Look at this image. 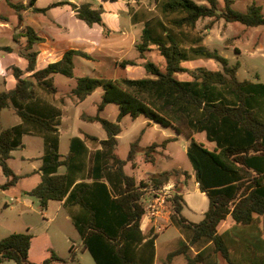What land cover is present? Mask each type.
I'll list each match as a JSON object with an SVG mask.
<instances>
[{"label":"trees","instance_id":"16d2710c","mask_svg":"<svg viewBox=\"0 0 264 264\" xmlns=\"http://www.w3.org/2000/svg\"><path fill=\"white\" fill-rule=\"evenodd\" d=\"M36 1L29 0L27 5L8 4L15 9L21 23L23 9L31 8L34 13L47 11L36 8ZM150 1L155 4L157 16L145 22L136 50L139 58L145 59L146 52L155 48L165 60V70L148 60L144 68L152 78H78L69 93L76 102H83L102 89L96 115L83 113L81 118L99 123L107 139L99 140L82 132L83 139H71L65 157L59 152L61 106L52 104L44 95H56L54 75L74 77V58L91 59L90 55L70 49L60 60L37 69L38 52L34 47L44 39L29 26L18 28L13 34L16 49L0 47L2 51L17 53L28 63L24 70L10 67L15 87L0 91V114L10 108L22 120L18 125L0 130V170L7 178L0 188L7 190L18 182L20 177L8 165L11 153L23 146L25 135H38L35 129L39 127L45 133L42 135V164L38 170L41 181L27 194L39 200L42 210L47 208L49 201H64L68 205H78L86 212L87 218L72 217V221L83 248L96 264H154L156 235L152 230L143 234L140 229L146 212L141 197L147 191H154L156 195L171 179L175 189L167 200L171 204L174 223L186 235V240L168 254V262L183 255L188 264H264V83L258 76L255 77L257 81L239 80V62L230 65L227 58L204 44L205 32L213 28V21L198 29V23L206 18L238 22L250 28L264 27L262 8L252 2L244 12H238L232 8L233 0H222L221 11L218 0H203V4L195 0ZM60 5L70 6L76 18L90 27L96 24L104 27L102 6L96 7L89 1L80 4L61 2L53 6ZM199 59L215 60L222 69L183 66L185 62ZM118 65L126 68L135 66L136 62L124 60ZM179 73H187L191 79L180 80L175 76ZM59 102L62 104L63 99ZM109 104L118 107L116 121L100 115ZM127 115L133 120L144 116L148 124L170 128L188 140L187 156L195 180L209 202L200 222L194 223L183 216L186 202L182 185L190 179L187 171L163 172L140 182L125 173L126 163L132 162L135 166L140 151V138H137L125 160L115 152L117 136L122 131L120 122ZM197 133H205L207 141L215 143V148L209 150L198 142L194 138ZM173 140L147 146L143 149L145 161L154 164L159 149L166 148ZM85 141L101 146L90 160L89 168ZM60 167H65V173H59ZM85 169L87 173L77 183L78 173ZM102 180L110 182L111 191ZM228 217L233 224L219 232V225ZM115 218L117 225L110 224ZM31 240L28 233H12L2 238L0 263L72 264L75 260L71 247L68 260L50 250L44 261L34 263L29 260Z\"/></svg>","mask_w":264,"mask_h":264},{"label":"rangeland","instance_id":"374dc122","mask_svg":"<svg viewBox=\"0 0 264 264\" xmlns=\"http://www.w3.org/2000/svg\"><path fill=\"white\" fill-rule=\"evenodd\" d=\"M10 1L12 3H24V0H0V15L4 19H7V24H3L0 27L2 34L7 36L13 34L14 31L18 29V16L15 9L10 7L7 3ZM199 4H202L203 0H195ZM219 1V10H223V1ZM235 3L232 8L238 12H244L240 10H245V4L247 0H233ZM255 2L262 8L264 14V4L258 3L256 0L250 1ZM99 4L98 0L94 1V4ZM205 3V2H204ZM97 4V5H98ZM115 6V5H114ZM117 8V6L115 7ZM244 8V9H242ZM60 10V9H57ZM61 21H56L54 19L53 13L49 15H38L29 14L26 16L25 25L33 26V23L38 24L43 32L47 33L50 37L55 38V33L59 32L61 36H58L56 40L66 46H71L75 48H84L85 46L77 40V37L83 35L89 39L95 41L96 45L101 44L106 39L105 31L99 27L87 26L84 22L76 19L73 14L65 12L61 14ZM3 21V20H1ZM213 29L210 34H206V46L214 51L217 50L220 55L228 59L230 65L237 62L240 64V68L237 72V77L239 80H251L257 81L256 76L259 77V81L264 83V27L250 28L246 27L241 23L233 22L226 23L223 20H213V19H203L198 23L199 29H202L206 24L211 23ZM4 22V21H3ZM49 22L54 23L55 29H49ZM36 25V26H38ZM5 27V28H2ZM39 29V27H38ZM232 39V40H231ZM5 40L9 38H0V44L6 45ZM236 49L238 51H236ZM129 53V54H128ZM126 53V55H113L108 53L106 55L108 58L104 59L101 63L102 65L88 61L82 57L74 58L75 72L74 77L68 78L61 74L54 75L55 86L59 90V96H64L66 92H69L72 88L76 86L77 79L82 76H102L105 78L114 77H128L134 79H142L148 77L146 70L144 68V61L139 60L138 64L133 67L122 68L115 67L112 64V57L133 59L138 53L132 48L131 52ZM147 60L157 64L162 71L165 70V60L157 52L151 51L147 54ZM27 65V61L22 57L18 56L16 53L11 54H0V90H8L15 86V79L11 71L7 70L9 66H18L24 69ZM46 63H41V68L45 67ZM189 69H195L198 67H207L209 69H222L220 63L212 59L197 60L194 63L187 64ZM95 74V75H94ZM178 78L181 80H188L190 77L187 74H179ZM102 89L96 90L91 96H89L84 102L75 104L71 99H66V103L63 106L62 111V123L59 127L60 131V153L65 155L70 146L71 138L78 133L79 129L86 131L89 134L95 136H106L105 131L99 123L86 122L80 118V114L85 112L89 115H95L97 113V103L101 99ZM48 96V95H47ZM64 100L65 97H62ZM58 102V100H57ZM100 115L110 121H116L118 115V107L115 104H109L100 113ZM146 118L144 116H139L137 119L133 120L129 115L124 116L120 122L123 129L118 147V155L123 158L127 155L129 145L133 142L142 132L141 146L147 147L148 145L157 142L160 143L167 139L170 134L173 136V132L170 129L162 128L158 125L150 127L147 125ZM21 123L19 116L13 113V110L8 108L4 109L0 116V128H10ZM203 138L204 135H200L199 139ZM25 148H19L15 154V157L20 158L23 154H28L29 156H37L41 150L42 140L35 136H26L24 138ZM24 145V144H23ZM167 154L170 158H164L163 156H158L155 165L143 164L134 171L137 175L145 178L146 176H152L165 171L173 170H185L192 173V165L187 156V145L185 137L179 136L176 141L170 142L167 149ZM64 171V167L61 168L60 172ZM128 171H131L128 168ZM33 202L34 206L31 211H28L24 220L26 223L31 221H38L42 219L41 206L39 200L34 197H29ZM185 201L189 207L185 208L183 211V216L193 222H199L201 220V213L208 208V198L202 194L199 190H195V185L193 180H188L187 186L185 187L184 194ZM4 201L9 202V207L1 208L2 215H0V240L4 238V234H11V230H17L18 226L25 224L19 218L18 208L12 207V203L9 201V196L0 195V203ZM66 211H57L56 202L51 204V208L48 212L47 218H56V223L52 224L50 228V234L53 236V242H57L59 247L66 246L65 241L62 239V235L71 236L75 247L79 245L80 239L78 238L77 231L75 230L71 222L65 221ZM146 219V218H145ZM229 221V220H228ZM170 230L169 232L173 233ZM175 236L177 232H174ZM4 236V237H2ZM42 240L39 238L35 242L34 254H40V245ZM42 252V251H41ZM77 258L81 259L83 264H96L88 251H78ZM77 259V260H78ZM5 264H16L10 261Z\"/></svg>","mask_w":264,"mask_h":264},{"label":"crops","instance_id":"0c3cea01","mask_svg":"<svg viewBox=\"0 0 264 264\" xmlns=\"http://www.w3.org/2000/svg\"><path fill=\"white\" fill-rule=\"evenodd\" d=\"M28 1L29 0H24V3H13V4L27 5ZM87 1L94 4L95 0H37L35 7L40 8V9H47L46 12L34 13L31 8L23 9L21 11V15L23 17V22L19 23V21H18V24H19L18 28H22L25 26L32 27L37 32V34L44 39L43 42L37 44L34 47V49L38 52L37 63H36L37 69H43L49 63L56 62V61L60 60L62 58L63 54L67 50H70V49L80 50V51H83V52L89 54L91 59H86V60L91 61V62L92 61L96 62L100 65H102L101 63L104 61V59L108 58L106 56V55H108V53H111L113 55H126V53L132 51V48L136 50V45L140 42V37H141L142 31L144 29L145 22L148 19L157 16L155 13V4L150 0H138V1H136V0H117V1L98 0L99 4L97 3L98 5L97 4H94V5L96 7L102 6V8H103L104 12L102 14V20L104 23V27L97 25V24L93 25L92 27H94V26L101 27L105 31L107 37L101 44L96 45L94 40L89 39L83 35H80L79 37H77V40L85 46L83 49L82 48L81 49L75 48V47H71V46H66V45H63L62 43H60L59 40H56L58 38V36H61V34L59 32H56L54 35L55 38L54 37L52 38L47 33L43 32L38 24L33 23V26L27 25V24L25 25L26 16H28L29 14H38V15L46 16V15H49L50 13L51 14L53 13V15L55 16L54 19L56 21H61V18H62L61 14H64L65 12H67V13L73 14V16L76 18L75 14L71 10L70 6H68V5L53 6V5L57 4V3H61V2L62 3L63 2H70V3H74V4H80L83 2H87ZM250 1L251 0H247L245 7H247L249 4H251ZM256 1L258 3L261 2L264 4V0H256ZM7 3H12V2L7 1ZM116 6H117V8H115ZM57 9H60V10H57ZM242 9H244V8H242ZM245 10H246V8H245ZM245 10H240V11H245ZM16 14H17V12H16ZM0 17H2V18H0V27H1V26H3V24H7L8 22H7V19L3 18V16L0 15ZM134 18L136 19L135 21H134ZM209 19H211V18H209ZM1 20H3L4 22ZM221 20H223V19H221ZM48 24L50 26L49 29H55L54 23L49 22ZM215 24H214V27H215ZM36 25H38V26H36ZM38 27H39V29H38ZM2 28H5V27H2ZM198 29H199V27H198ZM212 29L205 32L207 34V36H208V34H210V31ZM2 30H5V29H0V38H4V39L9 38V40H8V42H7V40H5L6 45L0 44V47L10 46L11 48L16 49L17 44L12 39L13 34L16 31H14L13 34H9L7 36H4L2 34ZM207 36L205 37V40H204L205 45H206ZM151 51L157 52V50H155V48H153ZM151 51H149V52H151ZM149 52H146L145 59L139 58L138 51H137L138 54L133 59L125 58L126 56H122L124 58H119V57L117 58V57L113 56L112 57V59H113L112 64L115 67H121L118 65V62H121L124 60H133L136 62V65H137L139 60H142L144 62L148 61L147 60V54ZM12 53H15V52H12ZM0 54L3 55V54H11V53L0 50ZM76 57H79V56H76ZM199 60H203V59H199ZM195 61H197V60L185 62V63H183V66L189 69L187 64L194 63ZM42 62L46 63V66L43 68H41ZM10 67H12V66L7 67L8 71L9 70L11 71ZM16 67H18V66H16ZM128 67H133V66H127L126 68H128ZM20 69H22V68H20ZM24 69H22V70H24ZM211 70H219V69H211ZM74 72H75V65H74ZM11 73H12V71H11ZM179 74H182V73H179ZM179 74H175V76L178 78ZM184 74H187V73H184ZM97 75L98 74H96L95 76H91V77L105 78L102 76L98 77ZM82 77H84V76H82ZM148 77H151V76L148 75ZM148 77H145V78H148ZM116 78H119V77H114L112 79H116ZM120 78H128V77H120ZM131 79H134V78H131ZM178 79H180V78H178ZM190 79H191V77H190ZM190 79H188V80H190ZM15 83H16V81H15ZM0 85H1V82H0ZM54 85H55V77H54ZM13 88H11V89H13ZM11 89H8V90H11ZM56 89H57V93L54 97L47 96V95H44V97L49 102H51L52 104L57 105V106L58 105L61 106L62 111H63V106L66 103V99H68V98L71 99V101L75 104L82 103V102H76L74 98L69 96V93L71 92V90L73 88L69 92H66L64 94V96H61V97L58 95L59 90L57 87H56ZM0 91H7V90H0ZM62 97H65V99L63 100V103L61 104L59 102V99H62ZM57 100H58V102H57ZM2 112H1V114H2ZM83 113H85V112H83ZM83 113L80 114V118H81V115ZM1 114H0V116H1ZM85 114H87V113H85ZM87 115H89V114H87ZM91 116H93V115H91ZM146 122H147V125H149L150 127H153L155 125V124H148V121H146ZM21 123H22V120H21ZM61 123H62V117H61ZM59 127H58V132H59V152H60V131H59ZM1 129L2 128H0V130ZM167 129H170V128H167ZM35 130H36L35 132H37V134H38L35 137H38L42 140L40 152L37 154V156H29L28 154H23V156H20V158H17V157H15V154L19 148L12 151V153H11L12 157L8 161V165L11 168V170L20 178H19V180L15 186H13L7 190H2L0 188V195L6 196V197L9 196V201L12 203V207L18 208L17 212L19 213V218L21 220H23L22 222H25V220H24L25 214L28 211H31L33 209V206H34V202L29 198L30 195H28L27 193H29L33 188H35L41 181V173L38 172V170L42 164L41 157H42L43 152H44V138L42 135H45V133L39 127H37ZM170 130L174 134H173V136H172V134H170L167 139L173 138L174 139L173 141H176L179 136L184 137V135H177L174 132V130H172V129H170ZM122 131H123V129H122ZM122 131H121V133H122ZM82 132L87 133L86 131L79 129L78 133L75 134L73 137H79V138L83 139L84 136H83ZM121 133L117 136L118 144H117L115 152H116L117 156L122 160H125L127 158L131 144L137 138H140V140H139V150L140 151L137 153V156L135 159L136 164H135V166H133L132 162H127L126 165L124 166L125 173L129 176L134 177L137 182L148 180V178L150 176H146L145 178H143L142 176H139L134 172L139 168V166H141L143 164H151V163H147L145 161L143 149H145L146 147H142L140 144L141 139H142V132L133 142L130 143L127 155L123 158H121L117 152L118 147H119V139H120ZM87 134H89V133H87ZM89 135L95 136L92 134H89ZM200 135H204L205 140L203 138L199 139ZM26 136H32V135H25L23 137V144H24L22 146L23 149L26 146L24 143V138ZM95 137H97L99 140H105V139H107V134L105 137L103 135L95 136ZM194 138L198 142L203 143L209 150H213L215 148V143L207 141L205 133H197L194 135ZM167 139H165V140H167ZM165 140H163V141H165ZM173 141H171V142H173ZM185 141H186V145L188 148L189 142L186 138H185ZM154 143H157V142H154ZM169 144H170V142L167 144L166 148L159 149V153L156 155L155 163L157 162L158 156H163L164 158H168V159L170 158L169 154H167V149H168ZM85 146L87 148L86 163L88 164L87 168H89L90 160L95 156L96 152L101 149V146L94 144L92 142H89V141H85ZM69 150H70V146H69ZM69 150L65 155H63L61 153L60 154L65 157L69 153ZM155 163L151 164V165H155ZM61 168L62 167L59 168V173L60 174L65 173V171H66L65 167H64L63 172H60ZM128 168H130L131 171H128ZM165 172H172V171H165ZM86 173H87L86 169L84 171L78 173L77 183L82 181V178ZM188 173L190 174L189 180H193V182H194L195 190L200 191L199 185L196 182L194 174H193V168H192V173H190V172H188ZM155 175H157V174H155ZM6 181H7V178L2 174V172L0 170V186L3 185ZM91 181L92 180H87L86 182H91ZM101 182H104L107 185L108 190L111 191L112 185L110 184V182L108 180H102ZM187 183L182 185L183 197L185 194V187L187 186ZM169 186L172 187V190H171L172 193L170 194V196H171L174 193V189H175V184H174L173 179H171L170 182L168 184H166L164 187H169ZM93 192H95V191H93ZM202 194H204V193H202ZM154 197H155L154 191H147V192H145V194H143V196L141 197V202L143 203L144 208L148 203H151L154 200ZM89 198H91V195H89ZM184 200H185V198H184ZM54 202H56V204H57V211L58 212L61 211L62 209L66 211L65 221H67V222H71L73 224L72 217L73 218L77 217L81 220L87 218L86 212L78 205H68V204H65L64 201H62V202L49 201L47 208L44 210L41 209L40 215H41L42 219H40L38 221H31L29 223L25 222V224L21 223V225L18 226L17 230H11V232H9V233H11V234L12 233H28L32 236L31 245H30V249H29V260L34 262V263H41L42 261H44L49 256L50 250L53 251L59 258H61L63 260H68L70 258V248L73 247V254L75 255V260L72 264H83L81 262V259L77 258V253H78V251H81L82 253H84V251H87V250H85L83 248L82 239H81L78 231L76 230L74 224H73V226H74L75 230L77 231L78 238L80 239V243L78 246L75 247L73 240L70 238L71 236H67L65 234L62 235V239H60V240H62V241L64 240L66 243V246L59 247L57 242L56 243L53 242V236L50 234V228H51L52 224L56 223V220H55L56 218L53 217L51 219H48L47 215H48V212L51 208V204ZM208 204H209V202H208ZM7 206L8 207L10 206L8 201H4L3 203H0V215H2V211H1L2 209L1 208L2 207L5 208ZM187 207H189V206L186 203L185 208H187ZM161 208H162V212H161L160 216H158V218H156V220L155 219L150 220V219H148V217H146L144 215V217L142 218V221H141V226H140V229H141L143 234H146L152 230L153 233L156 235L154 264H188L183 255L174 257L171 260V262L167 261L168 254L171 253L172 251H175L179 247V244L181 241L186 240V235L184 233H182L181 230L178 229L174 223V220L172 218V210H171L170 202L168 200H166L164 207H161ZM205 211H202V213H201V217H202L201 220L203 219ZM109 212L111 213V212H113V210L109 209ZM119 216L120 215H116L117 218H120ZM111 217H113V216H111ZM107 220H108V218H107ZM116 220H117L116 218L113 219L110 224L117 225ZM194 223H198V222H194ZM104 224L107 225V223H104ZM110 224H109V226H110ZM232 224H233V221H232L231 217H228L225 221H223L219 225V227H218L219 232L225 231ZM157 228H159V229H157ZM170 230H175V231H172L173 233H171V232H169ZM174 232H177L176 236H175ZM7 235H9V234H4V236H7ZM4 236H2V237H4ZM39 238L42 240V243L40 245V250L42 252L40 251V254L35 255L34 254L35 242L37 240H39ZM192 251H193V253H196L195 249H192ZM8 262H10V261H6V262L0 263V264H5ZM54 264H57V263H54Z\"/></svg>","mask_w":264,"mask_h":264},{"label":"built area","instance_id":"2783aa9c","mask_svg":"<svg viewBox=\"0 0 264 264\" xmlns=\"http://www.w3.org/2000/svg\"><path fill=\"white\" fill-rule=\"evenodd\" d=\"M172 187H163L154 197V200L151 203H148L145 206V216L148 217V219H155L160 216L162 212V208L164 207V204L166 203V200L168 197H171L170 194ZM159 229V228H157Z\"/></svg>","mask_w":264,"mask_h":264}]
</instances>
